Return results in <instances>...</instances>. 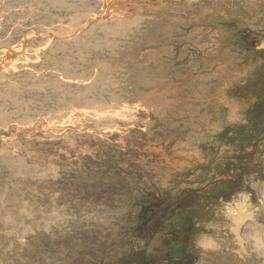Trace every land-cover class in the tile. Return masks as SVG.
<instances>
[{"label": "rangeland", "instance_id": "rangeland-1", "mask_svg": "<svg viewBox=\"0 0 264 264\" xmlns=\"http://www.w3.org/2000/svg\"><path fill=\"white\" fill-rule=\"evenodd\" d=\"M261 19V0H0V264L153 260L186 193L195 264H264Z\"/></svg>", "mask_w": 264, "mask_h": 264}, {"label": "flooded vegetation", "instance_id": "flooded-vegetation-1", "mask_svg": "<svg viewBox=\"0 0 264 264\" xmlns=\"http://www.w3.org/2000/svg\"><path fill=\"white\" fill-rule=\"evenodd\" d=\"M264 1V0H261ZM261 6L262 4L260 3V7L258 8L259 12L261 10ZM257 10V11H258ZM244 26H240L241 29L243 28V32L244 31H248L249 29H247L246 27H248L249 25L247 23H243ZM255 27L257 29V33H253V35L255 36L256 41L258 44H256V46L254 47V53L256 52H264V20L261 19L259 21L256 22ZM254 31V30H252ZM252 35V36H253ZM246 46L249 47V43L250 42H246ZM243 44V45H242ZM242 44H238L239 45V49L238 51L235 50V55H244L242 48L243 46H245V43ZM263 54V53H261ZM253 56V55H251ZM260 57L258 55H256L255 57H253V61H254V68L256 67V71L258 75H254V79L255 82H257V84H264V73L261 72V66L260 63L264 64V60H262L261 62V58L260 61H257V59H259ZM249 61H248V60ZM244 60V68L246 69H250L249 67V62H250V58H247ZM250 71V70H249ZM246 72V75H245ZM243 73L242 76V81L244 84L250 77V72H248L247 70ZM246 77V78H245ZM244 79V80H243ZM252 79V78H251ZM249 79V80H251ZM241 84V85H242ZM240 86V85H239ZM256 86V84L254 85ZM264 86V85H263ZM256 91V92H255ZM253 93H256L254 95H252V98L256 97L255 102L246 110V113H248L246 117V121H247V126L248 127H255L258 123L259 120L261 121V116L264 115V89L260 88V89H256L254 90ZM258 93H261L263 95H259ZM246 115V114H245ZM248 117V118H247ZM229 183H235L234 181H228ZM198 191L194 190L192 191V193ZM194 195L191 193H186L185 194V198L181 199L178 201V203H176L175 205L167 202V206L166 207H161L159 206L158 208L162 211L163 215L162 218L160 219V222H158L157 224H155L153 230L155 231H166L167 234H165L164 240L162 238V244L158 245L156 248L154 247V250L151 252V255H154V259H148L144 262V259L142 260L143 262L139 263V264H195L197 263V259L196 256L194 254V252L192 253L191 248H190V244L188 242V230H190V227L192 226V222L190 221L189 217L187 218V220L185 219L186 214L192 213L191 215H189L190 217H193L195 215V201H194ZM162 203H163V199H162ZM178 208L177 212H172L170 208ZM148 213H145V216ZM144 215L141 216V223L143 222L142 219L145 218ZM152 218V217H151ZM180 221V227H176L173 228L170 226L169 229H167L165 227L164 224L166 223H171L172 221ZM179 223V222H177ZM169 231V232H168ZM184 238V242L181 241V244H177L174 245L173 242H176L177 238L182 239ZM187 242V243H186ZM174 248H178L179 252L184 250V255H182L181 257L178 258H170L169 255L171 253H173V249ZM139 251L136 250V252ZM142 251L140 254L141 255H145L148 253V251H150L149 249H145L142 248ZM146 251V252H145ZM128 264H136L133 261H130Z\"/></svg>", "mask_w": 264, "mask_h": 264}, {"label": "water", "instance_id": "water-1", "mask_svg": "<svg viewBox=\"0 0 264 264\" xmlns=\"http://www.w3.org/2000/svg\"><path fill=\"white\" fill-rule=\"evenodd\" d=\"M184 250L180 251L179 252V249L178 248H174L173 249V253H171L169 255L170 258H178V257H181L182 255H184Z\"/></svg>", "mask_w": 264, "mask_h": 264}, {"label": "bare ground", "instance_id": "bare-ground-1", "mask_svg": "<svg viewBox=\"0 0 264 264\" xmlns=\"http://www.w3.org/2000/svg\"><path fill=\"white\" fill-rule=\"evenodd\" d=\"M37 12V11H36ZM35 15V14H34ZM96 77V76H95ZM95 80V79H94Z\"/></svg>", "mask_w": 264, "mask_h": 264}]
</instances>
